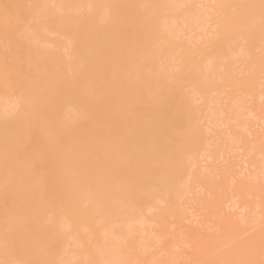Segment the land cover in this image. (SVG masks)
Instances as JSON below:
<instances>
[{"label": "rangeland", "instance_id": "374dc122", "mask_svg": "<svg viewBox=\"0 0 264 264\" xmlns=\"http://www.w3.org/2000/svg\"><path fill=\"white\" fill-rule=\"evenodd\" d=\"M0 66V264H264V0H0Z\"/></svg>", "mask_w": 264, "mask_h": 264}, {"label": "bare ground", "instance_id": "6f19581e", "mask_svg": "<svg viewBox=\"0 0 264 264\" xmlns=\"http://www.w3.org/2000/svg\"><path fill=\"white\" fill-rule=\"evenodd\" d=\"M114 1H115V0H114ZM135 1H136V0H135ZM165 1H166V0H165ZM14 2H15V1H14ZM170 2H171V0H169V3H170ZM186 2H187V0H186ZM189 2H190V1H188V3H189ZM5 3H6V2H5ZM182 3H183V2H182ZM182 3H181V4H182ZM188 3H187V4H188ZM42 4H43V3H42ZM127 4L129 5V3H127ZM141 4H142V3H141ZM172 4H173V3H172ZM181 4H180V6H182ZM12 5H13V4H12ZM48 5H49V4H48ZM86 5H87V4H86ZM158 5H159V4H158ZM158 5H157V6H158ZM168 5H170V4H168ZM199 5H200V4H199ZM27 6H28V5H27ZM143 6H144V5H143ZM177 6H178V5H177ZM183 6H184V4H183ZM36 7H37V6H36ZM89 7H90V5H89ZM89 7H88V8H89ZM11 8H12V7H11ZM39 8H40V7H39ZM41 8H43V6H42ZM171 8H172V7H171ZM177 8H179V7H177ZM177 8H176V9H177ZM232 8H233V7H232ZM168 9H169V8H168ZM194 9H195V8H194ZM197 9H198V7H197ZM53 10H55V9H53ZM169 10H170V9H169ZM48 11H49V10H48ZM67 11H68V10H67ZM99 11H100V9H99ZM192 11H194V10H192ZM199 11H200V9H199ZM203 11H205V10H203ZM236 11H237V10H236ZM13 12H15V10H14ZM74 12H75V11H74ZM149 12H150V11H149ZM188 12H189V11H188ZM200 12H201V11H200ZM46 13H47V12H46ZM58 13H59V12H58ZM76 13H77V12H76ZM91 13H92V12H91ZM165 13H166V12H165ZM184 13H185V12H184ZM80 14H81V13H80ZM89 14H90V13H89ZM185 14H187V13H185ZM201 14H202V12H201ZM211 14H212V13H211ZM45 15H46V14H45ZM198 15H199V14H198ZM206 15H207V14H206ZM25 16H26V15H25ZM188 16H189V15H188ZM195 16H196V15H195ZM195 16H194L193 18H196ZM39 17H40V16H39ZM181 17H182V16H181ZM181 17H180V18H181ZM189 17H190V16H189ZM197 17H198V16H197ZM3 18H4V17H3ZM26 18H27V17H25V19H26ZM48 18H49V17H48ZM63 18H64V17H63ZM193 18H191V19H193ZM28 19H29V17H28ZM40 19H41V18H40ZM50 19H51V18H50ZM50 19H49V20H50ZM66 19H68V18H66ZM241 19H242V18H241ZM1 20H3V19H1ZM70 20H71V19H70ZM103 20H106V18H104ZM200 20H201V19H200ZM202 20H203V19H202ZM205 20H206V19H205ZM26 21H27V20H26ZM29 21H30V20H29ZM98 21H99V20H98ZM194 21H195V20H194ZM194 21H193V22H194ZM242 21H244V20H242ZM253 21H254V19H253ZM258 21H259V20H258ZM3 22H4V21H3ZM176 22H177V21H176ZM187 22H188V21H187ZM191 22H192V21H191ZM256 22H257V20H256ZM46 23H48V22H46ZM63 23H64V22H63ZM72 23H73V22H72ZM93 23H94V22H93ZM250 23H251V22H250ZM250 23H249V24H250ZM7 24H8V23H7ZM184 24H185V23H184ZM195 24H196V23H195ZM195 24H194V25H195ZM79 25H80V24H79ZM192 25H193V24H192ZM199 25H200V24H199ZM201 25H203V24L201 23ZM32 26H33V25H32ZM32 26H31V27H32ZM215 26L218 27V26H220V25L217 24V25H215ZM215 26H214V27H215ZM249 26H251V25H249ZM54 27H55V26H54ZM58 27H59V25H58ZM72 27H73V26H72ZM203 27H204V26H203ZM205 27H206V26H205ZM205 27H204V28H205ZM49 28H50V27H49ZM190 28H191V27H190ZM224 28H225V27H224ZM33 29H34V28H33ZM42 29H43V28H42ZM45 29H47V28H45ZM50 29H52V28H50ZM54 29H55V30H54ZM54 29L51 30V31H50V30H49V31L47 30V31H48V34H50V36H56V35L58 34V31H59V30L56 29V28H54ZM197 29H198V28H197ZM205 29H206V28H205ZM209 29H210V28H209ZM16 30H17V29H16ZM187 30H188V29H187ZM201 30H202V29H201ZM213 30H214V28H213ZM230 30H231V28H230ZM14 31H15V30H14ZM53 31H56V32H53ZM177 31H178V30H177ZM206 31H207V30H206ZM17 32H18V31H17ZM43 32H44V31H43ZM49 32H50V33H49ZM181 32H182V31H181ZM226 32H227V30H226ZM228 32H229V31H228ZM254 32H255V31H254ZM254 32H253V33H254ZM13 33H14V32H13ZM19 33H20V32H19ZM21 33H22V32H21ZM193 33H194V32H193ZM30 34H31V33H30ZM211 34H212V33H211ZM213 34H214V33H213ZM227 34H228V33H227ZM2 35H3V34H2ZM17 35H18V34H17ZM150 35H151V34H150ZM183 35H184V34H183ZM187 35H189V34H187ZM190 35H191V34H190ZM206 35H207V34H206ZM224 35H225V34H224ZM240 35H241V34H240ZM240 35H239V36H240ZM72 36H73V35H72ZM127 36H128V35H127ZM204 36H205V35H204ZM235 36H237V35H235ZM241 36L243 37L242 40H243V42H244V40L246 39V38H245V35L243 34V35H241ZM241 36H240V37H241ZM17 37H18V36H17ZM62 37H63V36H62ZM74 37H75V39H77L76 36H74ZM77 37H78V36H77ZM179 37H181V36H179ZM202 37H203V36H202ZM214 37H215V36H214ZM19 38H20V37H19ZM24 38H25V37H24ZM24 38H23V39H24ZM67 38H68V36H67ZM132 38H133V37H132ZM173 38H174V37H173ZM177 38H178V37H177ZM206 38H207V37H206ZM209 38H210V37H209ZM212 38H213V37H212ZM212 38H211V39H212ZM260 38H261V37H260ZM1 39H2V38H1ZM23 39H22V40H23ZM19 40H20V39H19ZM30 40H31V39H30ZM30 40H28V41H30ZM68 40H69V41H68ZM68 40H67L66 45H67L68 49L71 50V52H73V47H74L75 44H77L78 41H75L74 39H69V38H68ZM79 40H80V39H79ZM126 40H127V39H126ZM157 40H158V39H157ZM173 40H174V39H173ZM176 40H177V39H176ZM178 40H179V39H178ZM181 40H182V39H181ZM231 40H232V39H231ZM231 40H230V41H231ZM261 40H262V39H261ZM28 41H27V42H28ZM190 41H191V40H190ZM226 41H227V40H226ZM228 41H229V40H228ZM232 41H233V40H232ZM235 41H236V40H235ZM257 41H258V40H257ZM5 42H6V41H5ZM24 42H25V41H24ZM24 42H23V43H24ZM33 42H34V39H33ZM75 42H76V43H75ZM96 42H97V41H96ZM96 42H95V43H96ZM125 42H126V41H125ZM142 42H143V41H142ZM240 42H241V41H240ZM19 43H20V42H19ZM74 43H75V44H74ZM127 43H128V42H127ZM162 43H163V42H162ZM186 43H187V42H186ZM194 43H195V42H194ZM189 44H190V43H189ZM227 44L230 45L231 43H228V42H227ZM244 44H245V43H244ZM45 45H46V44H45ZM238 45H239V44H238ZM238 45H237V46H238ZM6 46H9L8 43H7ZM126 46H127V45H126ZM163 46H164V45H163ZM239 46H240V45H239ZM247 46H248V45H247ZM254 46H256V45H254ZM254 46H253V47H254ZM261 46H262V45H261ZM3 47H4V46H3ZM76 47H78V46H76ZM97 47H98V46H97ZM150 47H151V46H150ZM244 47H245V46H244ZM35 48H36V47H35ZM225 48H226V46H225ZM235 48H238V49H239V47H235ZM82 49H83V48H82ZM129 49H130V48H129ZM157 49H158V48H157ZM200 49H201V48H200ZM227 49H228V48H227ZM4 50H5V49H4ZM18 50H19V49H18ZM62 50H63V49H62ZM62 50H61V51H62ZM115 50H117V49H115ZM136 50H137V49H136ZM149 50H150V49H149ZM175 50H176V49H174V51H175ZM177 50H178V49H177ZM224 50H225V49H224ZM260 50H261V49H260ZM52 51H53V50H52ZM139 51H140V50H139ZM209 51H210V50H209ZM21 52H22V51H21ZM80 52H81V50H80ZM137 52H138V51H137ZM176 52H177V51H176ZM197 52H198V51H197ZM227 52H228V51H226V53H227ZM230 52H231V51H230ZM242 52H243V51H242ZM29 53H30V52H29ZM125 53H126V52H125ZM139 53H140V52H139ZM167 53H168V52H167ZM169 53H170V52H169ZM226 53H225V54H226ZM231 53H232V52H231ZM250 53H251V52H250ZM250 53H249V55H250ZM74 54H75V53H74ZM74 54H73V56H74ZM165 54H166V53H165ZM177 54H178V53H177ZM237 54H238V53H237ZM241 54H242V53H241ZM241 54H240V55H241ZM246 54H247V52H246ZM246 54H245V56H246ZM76 55H77V54H76ZM118 55H119V54H118ZM174 55H175V54H173V56H174ZM191 55H192V53H191ZM191 55H190V56H191ZM226 55H228V54H226ZM229 55H230V54H229ZM234 55H235V54H234ZM24 56H25V55H24ZM29 56H30V55H29ZM73 56H72V57H73ZM86 56H87V55H86ZM94 56H95V54H94ZM169 56H170V55H169ZM187 56H188V55H187ZM232 56H233V55H232ZM241 56L243 57V55H241ZM241 56H240V57H241ZM67 57H68V56H67ZM74 57H75V56H74ZM165 57H166V56H165ZM182 57H183V55H182ZM182 57H179L178 60H180V58H182ZM184 57H185V56H184ZM184 57H183V59H184ZM217 57H218V56H217ZM217 57H216V59H214L215 57L213 56V57H212L213 60H212L211 62L213 63L214 60H216V62L219 61V60H217ZM226 57H227V56H226ZM237 57H238V55H237ZM75 58H76V57H75ZM77 58H78V57H77ZM83 58H84V57H83ZM110 58H111V57H110ZM160 58H161V57H160ZM163 58H164V57H163ZM218 58H219V57H218ZM223 58H224V57H223ZM84 59H85V58H84ZM183 59H182V60H183ZM185 59H186V57H185ZM208 59H209V58H208ZM219 59H220V58H219ZM228 59H229V58H228ZM70 60H71V59H70ZM124 60H125V59H124ZM196 60H197V59H196ZM224 60H225V58H224ZM245 60H246V59H245ZM16 61H18V60H16ZM19 61H20V59H19ZM46 61H47V60H46ZM183 61H184V60H183ZM194 61H195V60H194ZM205 61H206V60H205ZM235 61H236V60H235ZM82 62H83V61H82ZM131 62H132V61H131ZM185 62H188V59H187ZM197 62H198V61H197ZM5 63H6V62H5ZM84 63H85V62H84ZM174 63H175V62H174ZM176 63H177V62H176ZM192 63H195V62H192ZM205 63H206V62H205ZM208 63H210V61H208ZM208 63H207V64H208ZM9 64H10V62H9ZM85 64H86V63H85ZM104 64H105V63H104ZM108 64H109V63H108ZM142 64H143V63H142ZM166 64H167V63H166ZM189 64H191V63H189ZM195 64H196V63H195ZM210 64H211V63H210ZM210 64H208L207 66L209 67ZM39 65H40V64H39ZM167 65H168V64H167ZM179 65H180V64H179ZM213 65H214V64H213ZM235 65H236V63H235ZM27 66H28V65H27ZM145 66H146V65H145ZM175 66H176V65H175ZM184 66H185V65H184ZM188 66H189V65H188ZM188 66H187V67H188ZM203 66H204V63H203ZM240 66H241V65H240ZM172 67H173V66H172ZM181 67H182V66H181ZM195 67H196V66H195ZM213 67H214V66H213ZM217 67H218V66H217ZM236 67H237V66H236ZM238 67H239V66H238ZM23 68H24V67H23ZM28 68H29V67H28ZM54 68H55V67H54ZM68 68H69V67H67V69H68ZM125 68H126V67H125ZM174 68H175V67H174ZM198 68H199V66H198ZM1 69H3L2 66H0V79L2 78V75H1V71H2V70H1ZM5 69H6V67H5ZM90 69H91V68H90ZM131 69H132V68H131ZM176 69H177V67H176ZM213 69H214V68H213ZM229 69H230V68H228V70H229ZM239 69H240V68H239ZM33 70H34V69H33ZM35 70H36V69H35ZM114 70H115V68H114ZM156 70H157V69H156ZM171 70H172V69H171ZM188 70H189V69H188ZM188 70H187V71H188ZM193 70H194V69H193ZM193 70H192V71H193ZM198 70H199V69H198ZM198 70H197L196 72H198ZM221 70H222V69H221ZM236 70H237V69H236ZM245 70H246V69H245ZM68 71H69V70H68ZM73 71H74V70H73ZM167 71H169V70H167ZM187 71H185V72H187ZM190 71H191V68H190ZM223 71H224V70H223ZM223 71H222V72H223ZM233 71H234V70H233ZM242 71H243V70H242ZM97 72H98V71H97ZM170 72H171V71H170ZM196 72H195V73H196ZM217 72H218V71H217ZM222 72H221V73H222ZM234 72H235V71H234ZM236 72H237V71H236ZM236 72H235V73H236ZM244 72H245V71H244ZM27 73H28V72H27ZM124 73H125V72H124ZM124 73H123V75H124ZM191 73H192V72H191ZM195 73H194V74H195ZM203 73H204V72H203ZM209 73H210V72H209ZM229 73H230V72H229ZM21 74H22V72H21ZM172 74H173V73H172ZM185 74H186V73H185ZM185 74H183V73L180 74V73H179V75H180V82H181V83H186V82H187V79H188V78H186ZM232 74H233V73H232ZM237 74H238V73H237ZM239 74H244V73H239ZM129 75H130V74H129ZM150 75H152V74H150ZM186 75H188V74H186ZM245 75H246V73H245ZM258 75H259V74H258ZM201 76H202V75H201ZM224 76H225V75H224ZM235 76H236V75H235ZM238 76H239V75H238ZM21 77H22V75H21ZM176 77H177V76H176ZM188 77H189V76H188ZM191 77H192V76H191ZM77 78H78V77H77ZM123 78H124V77H123ZM154 78H156V77H154ZM185 78H186V79H185ZM217 78H218V77H217ZM249 78H250V76H249ZM263 78H264V77H263ZM124 79H125V78H124ZM160 79H161V78H160ZM168 79H169V78H168ZM42 80H43V79H42ZM170 80H171V79H170ZM184 80H186V81H184ZM219 80H220V79H219ZM241 80H242V79H241ZM15 81H16V80H15ZM39 81H40V80H39ZM120 81H121V80H120ZM176 81H177V80H176ZM183 81H184V82H183ZM191 81H192V80H191ZM49 82H50V81H49ZM115 82H116V81H115ZM174 82H175V81H174ZM208 82H209V81H208ZM219 82H220V81H219ZM237 82H238V81H237ZM95 83H96V82H95ZM164 83H165V81H164ZM211 83H212V81H211ZM213 83H214V82H213ZM257 83H258V82H257ZM2 84H3V83H2ZM48 84H49V83H48ZM123 84H125V83L123 82ZM221 84H222V83H221ZM248 84H249V83H248ZM261 84H262V83H261ZM154 85H155V84H154ZM165 85H166V84H165ZM169 85H170V84H169ZM171 85H173V84H171ZM250 85H251V84H250ZM41 86H42V85H40V87H41ZM194 86H195V89H194V90H197L196 85H193V87H194ZM240 86H241V85H240ZM1 87H2V86H1ZM4 87H5V86H4ZM53 87H54V86H53ZM167 87H168V86H167ZM167 87H166V88H167ZM169 87H170V86H169ZM173 87H174V86H173ZM203 87H204V86H203ZM241 87H242V86H241ZM42 88H43V87H42ZM122 88H123V87H122ZM122 88H121V89H122ZM191 88H192V86H191ZM245 89H246V88H245ZM86 90H87V89H86ZM137 90H138V89H136V91H137ZM187 90H188V88H187ZM233 90H234V89H233ZM33 91H34V90H33ZM163 91H165V90H163ZM238 91H239V90H238ZM120 92H121V91H120ZM181 92H182V91H181ZM249 92H250V91H249ZM249 92H248V93H249ZM22 93H23V92H22ZM151 93H152V92H151ZM212 93H213V92H212ZM212 93H211V94H212ZM220 93H221V92H220ZM53 94H54V93H53ZM139 94H140V93H139ZM162 94H163V93H162ZM186 94H188V93H186ZM198 94H199V93H198ZM204 94H205V93H204ZM23 95H24V94H23ZM89 95H90V94H89ZM201 95H202V94H201ZM25 96H26V95H25ZM65 96H66V95H65ZM73 96H74V95H73ZM178 96H179V95H178ZM186 96H187V95H186ZM195 96H196V95H195ZM133 97H134V96H133ZM147 97H148V96H147ZM157 97H158V96H157ZM173 97H174V96H173ZM184 97H185V96H184ZM188 97H191V96H188ZM149 98H150V97H149ZM208 98H209V95H208ZM17 99H18V98H17ZM120 99H121V98H120ZM174 99H175V98H174ZM178 99H179V98H178ZM183 99H185V98H183ZM187 99H188V98H187ZM187 99H186V100H187ZM195 99H196V98H195ZM225 99H226V98H225ZM112 100H113V99H112ZM13 101H14V100H13ZM13 101H12V102H13ZM81 101H82V100H81ZM115 101H116V100H115ZM131 101H132V100H131ZM18 102H20V100H18ZM18 102H17V100L15 99V101H14L13 103H15V104H16V103L19 104ZM134 102H135V101H134ZM160 102H161V101H160ZM171 102H172V101H171ZM185 102H186V101H184V103H185ZM187 102H188V101H187ZM218 102H219V101H218ZM10 103H11V101H10ZM20 103H21V102H20ZM101 103H102V102H101ZM115 103H116V102H115ZM169 103H170V102H169ZM5 104H7V103H5ZM21 104H22V103H21ZM29 104H30V103H29ZM77 104H78V103H77ZM95 104H96V103H95ZM118 104H119V103H118ZM208 104H209V102H208ZM7 105H8V104H7ZM7 105H6V106H7ZM100 105H101V104H100ZM181 105H182V104H181ZM184 105H185V104H184ZM184 105H183V106H184ZM6 106H5V107H6ZM169 106H170V105H169ZM197 106H199V105H197ZM200 106H201V105H200ZM216 106H217V105H216ZM15 107H16V106H15ZM15 107H14V109H16ZM21 107H24V106H21ZM28 107H29V105H28ZM111 107H112V106H111ZM114 107H116V106H114ZM148 107H149V106H148ZM158 107H160V106H158ZM188 107H190V106L188 105ZM193 107H195V106H193ZM72 108H74V107H72ZM212 108H213V107H212ZM252 108H254V107H252ZM7 109H8V108H7ZM23 109H26V108H23ZM28 109H29V108H28ZM74 109H75V108H74ZM79 109H80V108H79ZM105 109H106V108H105ZM112 109H113V108H112ZM184 109H185V108H184ZM187 109H188V108H187ZM187 109H186V110H187ZM189 109H191V108H189ZM196 109H197V108H196ZM208 109H209V108H208ZM236 109H237V108H236ZM238 109H239V108H238ZM248 109H249V108H248ZM16 110H17V109H16ZM19 110H21V109H20V106H19ZM158 110H159V109H158ZM218 110H220V109H218ZM222 110H223V109H222ZM227 110H229V109H227ZM10 111H15V110H10ZM74 111L76 112V110H74ZM160 111H161V110H160ZM195 111H196V110H195ZM215 111H216V110H215ZM249 111H250V110H249ZM15 112H16V111H15ZM17 112H18V111H17ZM33 112H34V111H33ZM184 112H185V111H184ZM196 112H197V111H196ZM203 112H204V111H203ZM203 112H202V113H203ZM221 112H222V111H221ZM13 113H14V112H13ZM19 113H20V112H19ZM26 113H28V110H27ZM179 113H180V111H179ZM224 113H225V112H224ZM228 113H229V112H228ZM253 113H254V112H253ZM253 113H252V114H253ZM256 113H257V112H256ZM14 114H16V113H14ZM84 114H85V113H84ZM165 114H166V113H165ZM173 114H174V113H173ZM176 114H177V113H176ZM214 114H215V113H214ZM217 114H218V113H217ZM250 114H251V113H250ZM11 115H12V114H11ZM16 115H17V114H16ZM24 115H25V114H24ZM34 115H35V114H34ZM100 115H101V114H100ZM174 115H175V114H174ZM211 115H213V113H212ZM218 115H219V114H218ZM224 115H225V114H224ZM28 116H29V115H28ZM31 116H32V115H31ZM126 116H128V115H126ZM157 116H158V115H157ZM185 116H186V113H185ZM196 116H198V115H196ZM40 117H41V116H40ZM102 117H103V116H102ZM178 117H179V116H178ZM210 117H211V116H210ZM249 117H251V116H249ZM34 118H36V116H35ZM180 118H181V117H180ZM186 118H187V117H186ZM201 118H202V117H201ZM194 119H195V118H194ZM226 120H227V118H226ZM39 121H40V120H39ZM41 121H42V120H41ZM171 121H172V120H171ZM202 121H203V120H202ZM207 121H208V120H207ZM102 122H103V121H102ZM219 122H220V121H219ZM226 122H227V121H226ZM38 123H39V122H38ZM38 123H37V121H36V122H35V121L32 122V124H38ZM120 123H121V122H120ZM167 123H168V122H167ZM176 123H177V122H176ZM208 123H209V121H208ZM224 123H225V122H224ZM228 123H229V122H228ZM174 124H175V123H174ZM216 124H217V123H216ZM220 124H221V123H220ZM225 124H226V123H225ZM225 124H224V125H225ZM241 124H242V123H241ZM40 125H42L41 122H40ZM172 125H173V124H172ZM181 125H182V124H181ZM189 125H190V124H189ZM212 125H213V124H212ZM238 125H239V124H238ZM186 126H187V124H186ZM199 126H200V125H199ZM216 126H217V125H216ZM222 126H223V125H222ZM195 127L197 128V126H195ZM40 128H43V127L40 126ZM165 128H166V127H165ZM169 128H170V127H169ZM179 128H180V127H179ZM182 128H183V127H182ZM188 128H189V127H188ZM205 128H206V127H205ZM242 128H243V126H242ZM45 129H46V128H45ZM184 129H185V128H184ZM213 129H214V128H213ZM40 130H41V129H40ZM133 130H134V129H133ZM173 130H174V129H173ZM189 130H190V129H189ZM243 130H245V129H243ZM134 131H135V130H134ZM200 131H201V130H200ZM42 134H43V132H42ZM123 135H124V134H123ZM169 135H170V134H169ZM237 136H238V135H237ZM255 136H256V135H255ZM177 137H178V136H177ZM180 137H181V136H180ZM48 138H49V137H48ZM134 138H135V137H134ZM178 138H179V137H178ZM257 138H258V137H257ZM126 139H127V138H126ZM141 139H142V138H141ZM173 139H174V138H173ZM225 139H226V138H225ZM235 139H236V138H235ZM238 139H239V138H237V140H238ZM45 140H46V139H45ZM232 140H234V139L232 138ZM43 141H44V140H43ZM185 141H186V140H185ZM209 141H210V140H209ZM211 141H212V140H211ZM241 141H242V140H241ZM231 142H232V141H231ZM234 142H235V141H234ZM209 143H210V142H209ZM139 145H140V144H139ZM203 145H204V144H203ZM236 145H237V144H236ZM105 146H106V145H105ZM141 146H142V145H141ZM74 147H75V146H74ZM174 148H175V147H174ZM180 150H181V149H180ZM237 150H238V149H237ZM158 151H159V150H158ZM201 152H202V151H201ZM204 152H205V151H204ZM208 152H209V151H208ZM262 152H263V150H262ZM175 154H176V153H175ZM183 154H184V153H183ZM257 154H258V153H257ZM261 154H262V153H261ZM163 155H164V154H163ZM199 155H200V154H199ZM151 158H152V157H151ZM153 159H155V158H153ZM176 159H177V158H176ZM192 159H194V158H192ZM199 159H200V158H199ZM163 161H164V160H163ZM193 161H194V160H193ZM207 161H208V160H207ZM249 161H250V160H249ZM249 161H248V162H249ZM7 162H8V161H7ZM189 162H190V161H189ZM2 163H3V162H2ZM2 163H1V164H2ZM152 163H153V162H152ZM185 163H186V162H185ZM244 164H245V163H244ZM196 165H197V164H196ZM252 165H253V164H252ZM3 166H4V164H3ZM262 166H263V165H262ZM1 167H2V165H1ZM163 168H164V167H163ZM213 168H214V167H213ZM28 169H29V168H28ZM242 169H243V168H242ZM188 170H189V169H188ZM188 170H187V171H188ZM193 170H194V168H193ZM207 170H208V169H207ZM261 170H262V169H261ZM9 171H10V170H9ZM156 171H157V170H156ZM170 171H171V170H170ZM191 171H192V170H191ZM195 171L197 172V169H196ZM263 171H264V170H263ZM6 172H7V171H6ZM193 172H194V171H193ZM186 173H187V172H186ZM194 173H195V172H194ZM8 174H9V173H8ZM11 174H12V173H11ZM11 174H9V176H10ZM187 175H188V174H187ZM192 175H194V174H192ZM171 176H172V175H171ZM195 176H197V175H195ZM199 176H200V175H199ZM203 176H204V175H203ZM256 178H257V177H256ZM124 179H125V178H124ZM141 179H142V178H141ZM173 179H174V178H173ZM189 179L191 180L190 177H189ZM21 180H22V179H21ZM18 181H19V180H18ZM183 182H184V181H183ZM21 183H22V182H21ZM21 183H20V184H21ZM157 183H158V182H157ZM185 183L188 184L189 181H188V182L186 181ZM187 184H186V185H187ZM191 184H192V183H191ZM18 186H19V185H18ZM160 186H161V185H160ZM167 187H168V186H167ZM179 187H180V186H179ZM154 188H155V187H154ZM180 188H181V187H180ZM170 189H171V188H170ZM21 190H22V189H21ZM49 190H50L49 187L47 188L46 186H43V187H42L43 195L45 196L47 192H50ZM121 190H122V189H121ZM184 190H185V189H184ZM169 191H172V190H169ZM235 191H237V190H235ZM154 192H155V191H154ZM197 192H198V191H197ZM50 193H51V192H50ZM165 193H166V192H165ZM192 193H193V192H192ZM168 194H169V192H168ZM178 194H179V193H178ZM84 195H85V194H84ZM188 195H189V194H188ZM236 195H237V194H236ZM86 196H88V197L90 196V198H89V201H90V199H91V194H87ZM172 196H173V195H172ZM210 196H211V195H210ZM158 197H159V196H158ZM169 197H170V195H169ZM236 197H237V196H236ZM241 197H242V196H241ZM259 197H260V196H259ZM145 198H146V197H145ZM148 198H149V197H148ZM167 198H168V197H166V199H167ZM170 198H171V197H170ZM242 198H243V197H242ZM260 198H261V197H260ZM173 199H175V198H173ZM238 199H239V198H238ZM255 199H256V198H255ZM162 200L165 202V199H162ZM170 200H171V199H170ZM178 200H179V199H178ZM163 201H162V202H163ZM168 201H169V200H168ZM176 201H177V200H176ZM0 202H1V201H0ZM144 202H145V201H144ZM257 202H258V201H257ZM172 203H174V201H173ZM172 203H171V204H172ZM178 203H179V202H178ZM190 203H191V202H190ZM160 204H161V203H160ZM164 204H165V203H164ZM176 204H177V203H176ZM104 205H105V204H104ZM161 205H162V204H161ZM161 205H160V206H161ZM174 205H175V204H174ZM178 205H179V204H178ZM182 205H184V204H182ZM156 206H157V204H156ZM175 206H176V205H175ZM179 206H180V205H179ZM241 206H242V205H241ZM258 206L260 207V204L257 205V207H258ZM158 207H159V206H158ZM176 207H177V206H176ZM244 207H245V206H244ZM109 208H110V205H109ZM150 208H153V207H149V208H148V211H150V212L152 213V211H151ZM172 208H173V207H172ZM156 209H157V208H156ZM245 209H246V208H245ZM153 211H154V210H153ZM177 212H178V211H177ZM149 214H150V213H149ZM152 214H153V213H152ZM258 214H259V213H258ZM50 215H51V213H50ZM50 215H49V216H50ZM104 215H105V214H104ZM154 216H155V215H154ZM159 216H160V215H159ZM52 217H53V216H52ZM169 217H170V216H169ZM171 217H173V216L171 215ZM24 219H25V218H24ZM162 219H163V218H162ZM145 220H146V219H145ZM170 220H171V219H170ZM174 220H175V219H174ZM23 221H24V220H23ZM15 222H16V221H15ZM25 222H27V221H25ZM68 222L72 224V227H74V225H76L72 219L68 220L67 223H66V225L69 224ZM16 223H17V222H16ZM132 223H133V222H132ZM146 223H148L147 220H146ZM254 223H255V222H254ZM10 225H12V224H10ZM10 225H9V226H10ZM22 225H23V224H22ZM69 225H70V224H69ZM89 225H90V224H89ZM148 225H149V224H148ZM247 225H248V224H247ZM258 225H259V224H258ZM137 226H138V225H137ZM157 226H158V224H157ZM254 226H256V225H254ZM11 227H12V226H11ZM69 227H71V226H69ZM153 227H154V226H153ZM238 227H239V226H238ZM143 228H144V227H143ZM151 228H152V227H151ZM4 229H5V228H4ZM52 229H53V228H52ZM156 229H157V228H156ZM159 229H160V228H159ZM233 229H234V228H233ZM5 230H6V229H5ZM85 230H86V229H85ZM160 230H161V229H160ZM163 230H164V229H163ZM143 234H145V233H143ZM8 235L11 236L10 233H9V234H7L6 232L3 233V237L8 238ZM154 235H155V234H154ZM158 235L161 236V234H158ZM162 235H163V234H162ZM164 235H165V234H164ZM12 236H13V235H12ZM146 236H147V235H146ZM167 236H168V234H167ZM1 238H2V237H1ZM160 238H161V237H160ZM162 238H163V237H162ZM230 238H231V237H230ZM13 239H14V238H13ZM13 239H12V240H13ZM9 240H10V239H9ZM158 240H159V239H158ZM173 241H174V240H173ZM2 242H4V239L2 240ZM231 242H232V241H231ZM255 242H257V241H255ZM255 242H254V243H255ZM4 243H5V242H4ZM12 243H13V242H12ZM23 243H24V242H23ZM83 243H84V242H83ZM87 243H88V242H87ZM152 243H153V242H152ZM251 243H253V242H251ZM259 243H260V241H259ZM255 244H257V243H255ZM262 244H263V243H262ZM262 244H259V245H261L260 248H262ZM147 245H148V244H147ZM153 245H154V244H153ZM156 245H157V244H156ZM174 245H175V244H174ZM252 245H253V244H252ZM157 246H158V245H157ZM250 246H251V245H250ZM150 247H151V246H150ZM251 247H252V246H251ZM253 247H255V245H253ZM257 247H258V246H257ZM9 248H10V247H9ZM73 248H76V246H75V247H72V250L70 251V255L76 260V259H78L80 256H79V252H78L76 249H73ZM248 248H249V247H248ZM263 248H264V246H263ZM263 248H262V250H264ZM168 249H169V248H168ZM246 249H247V248H246ZM250 249H251V248H250ZM10 250H11V249H10ZM16 250H17V248H16ZM8 252H9V250H8ZM11 252H12V251H11ZM45 252H46V251H45ZM167 252H168V251H167ZM39 255H40V254H39ZM169 257H170V256H169ZM155 259H156V258H155ZM221 259H222V258H221ZM236 259H237V258H236ZM165 260H166V259H165ZM166 262H167V261H166ZM169 262H170V261H169ZM163 263H164V262H163ZM210 264H211V263H210Z\"/></svg>", "mask_w": 264, "mask_h": 264}]
</instances>
